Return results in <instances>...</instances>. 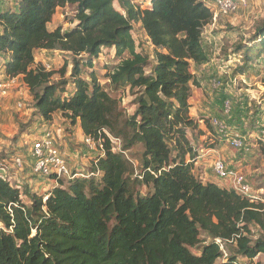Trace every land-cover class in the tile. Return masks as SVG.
Returning a JSON list of instances; mask_svg holds the SVG:
<instances>
[{"label":"trees","instance_id":"16d2710c","mask_svg":"<svg viewBox=\"0 0 264 264\" xmlns=\"http://www.w3.org/2000/svg\"><path fill=\"white\" fill-rule=\"evenodd\" d=\"M65 7L77 25L49 30ZM213 21L206 0H14L0 10L2 74L22 79L44 121L59 112L83 136L105 130L124 152L141 148L136 167L105 137L103 156L88 168L98 175L59 181L45 202L26 191L24 204L19 189L0 179V264H242L264 256V202L203 183L194 171L188 132L201 133L190 117L191 86H198L191 68L208 63L202 34ZM135 26L151 59L136 51ZM250 42L227 55L242 54L237 74L264 57V20ZM40 50L72 56L70 81H51L55 73L35 62ZM106 50L119 60L107 84L133 92L131 114L91 71ZM234 235L233 253L224 257L215 239Z\"/></svg>","mask_w":264,"mask_h":264},{"label":"rangeland","instance_id":"374dc122","mask_svg":"<svg viewBox=\"0 0 264 264\" xmlns=\"http://www.w3.org/2000/svg\"><path fill=\"white\" fill-rule=\"evenodd\" d=\"M13 1L0 0V10L11 7ZM206 1L209 5L212 4V0ZM211 9L216 15L214 8ZM73 11L72 7L57 9L52 22L48 25V29L52 30L56 27H61L63 31L73 29L77 25ZM263 20L264 0H245V5H241L235 13L229 15L217 14L212 24L203 30L202 46L208 56V63L204 66L191 68V71L195 72L198 86L191 88L192 99L189 100V103L192 101V110L196 111L197 115H200V110L205 111L206 119H203L202 122L206 124L208 130L213 131L210 124L212 119L223 121L227 126L229 136H238L249 149V152H246L248 154L246 155L248 157L246 165L251 170L247 174L249 176L247 181L252 194L261 202H264V57L261 58L258 65L252 64L253 66L250 69L247 68L244 74L236 73V67L241 66L240 56L242 54H235L230 61L226 58L227 55L234 54L233 52L237 46L252 45L250 39L255 33V28ZM132 39L135 42L136 51L147 54L151 59L152 47L136 26L132 31ZM106 51L94 61L91 71H94L98 83L110 96L116 99L121 98V108H125L126 110H124L131 114L135 109L132 106L133 92L124 89L114 91L107 84L106 75L119 60L115 58L113 50L111 52ZM34 55L36 63H41L46 71L55 73L51 79L52 82L70 81L68 80L70 79L72 63L70 54L57 51H36ZM2 63L3 60L0 59V76L3 77ZM64 64L67 65L66 73L64 78L61 79L59 72ZM149 70L150 68L147 67L146 71ZM228 71L230 72L228 73ZM89 72L90 70L83 69L81 78L89 80ZM66 89L71 91V84ZM12 91H17L13 94H18V96L10 104V108H12L8 112L10 118L9 120L0 118L5 123L6 129L5 133L0 134V170H5L9 183L19 189L22 202L28 204L29 200L25 196V192L36 193L34 191L36 189L33 187L35 181L31 174L30 163L26 158H23L24 169L18 171L13 168L10 159L13 156L25 157L30 148L31 139L37 138L40 131H50L59 149L67 155L70 168H75L82 173L88 172L90 161L96 156L97 152H89L85 148L83 134L78 123L72 125L59 112L53 115L50 122L44 121L34 109L33 99L28 88L21 82L18 81L16 87L11 88L8 94ZM224 101L230 102H228L230 108L226 115L224 114ZM17 102L23 104L22 109H17ZM196 134V131L193 133L188 132V137L195 140L194 135ZM217 135L220 134L217 132ZM251 135L253 136L251 137ZM229 147L237 155L242 152L230 145ZM140 155V146L134 147L127 153L128 158L132 160L136 167ZM228 167L231 168V165H228ZM199 171L200 173L196 174L198 177L204 173L212 177L215 175L211 162ZM141 192L145 193V190L142 189ZM252 234L253 239L258 237L259 232L256 227H252ZM233 249L232 246L226 247L228 255L233 253ZM192 252L198 253L197 250H192ZM239 261L242 264H264V256L258 255L252 261Z\"/></svg>","mask_w":264,"mask_h":264},{"label":"built area","instance_id":"2783aa9c","mask_svg":"<svg viewBox=\"0 0 264 264\" xmlns=\"http://www.w3.org/2000/svg\"><path fill=\"white\" fill-rule=\"evenodd\" d=\"M241 5H245V0H212V4L209 6L214 8L217 14L229 15L237 12ZM217 14L215 15L213 12L214 20ZM16 85L17 78L2 77L0 79V105L7 96L8 91L11 88L16 87ZM16 107L18 110L22 109L23 104L21 102H17ZM229 108V103L227 101L224 103L225 115L228 113ZM210 124L216 129L220 136L229 142L234 149L248 152L249 149L244 145L238 136H229L227 126L223 121L212 119ZM105 137L110 141L112 147L111 150L114 153H119L127 157V153L121 148V141L110 135L105 130L99 131L96 137L83 136V144L89 152H97L96 155L103 156ZM23 158H26L30 163L31 174L35 177V179L49 181L52 184L50 188L46 189L41 188L39 185L34 187L36 189L34 191L41 197L42 202H45L49 197L47 190L51 189L53 186L56 187L59 181L69 180L75 177L87 178L94 175L97 176L99 173L98 171L94 172L95 174L89 172L82 173L75 168H70L67 161V155L59 149L50 131L48 130L40 131L37 138L31 139L30 148L25 157H11L10 161L13 168L18 171L24 169L25 164ZM196 158L194 161H196ZM212 170L217 178L226 181L229 184L230 189L237 194L251 200H258L252 194L251 187L249 186L246 177L239 171L229 168L219 157L213 158ZM0 179L8 180L7 173L3 169L0 170ZM238 238L239 235H234L233 237L225 240L215 239V244L218 245L219 250L223 253V256L226 257V247L235 245Z\"/></svg>","mask_w":264,"mask_h":264},{"label":"crops","instance_id":"0c3cea01","mask_svg":"<svg viewBox=\"0 0 264 264\" xmlns=\"http://www.w3.org/2000/svg\"><path fill=\"white\" fill-rule=\"evenodd\" d=\"M40 51L46 52V51H43V50H40ZM193 68H194V66L192 67V69ZM1 69H3V68H1ZM229 72L230 71H228V73ZM192 73L195 74V72H192ZM1 78H2V76H0V79ZM18 81L21 82L24 85V83H23V81H22V79L20 77L17 78V82ZM192 87H194V86H191V88ZM13 92L17 93V91L9 92L10 95L7 94V96L4 98V100L2 101V104L0 106V118L2 120L5 119V118L7 120H9V118H10V116L8 114L9 109H12V108H10V104L18 96V94H13ZM191 99H192V97H191ZM190 105H191L190 117L194 121H196L198 123V131H200V133H201L200 135H198V134L194 135L195 136V140H192V146L194 148L193 150L197 154L196 155V157H197L196 161L194 162V171H195V173L196 174L200 173V171L198 172L199 169H201L202 167L205 168V166H207V163H209V162L212 163L213 158L219 157L220 159H222L225 162V164L227 166L231 165V169L239 171L240 173H242L246 177V179H248L249 176H247V174H249L251 169H250V167H248L246 165L247 164V160L246 159L248 158L246 156V155H248L246 153L247 151H242L238 155L235 154L233 152V150L229 147V145H230L229 142L225 138H223L222 136L217 135V131H216L215 128L212 127L213 131L208 130L206 124L202 122L203 119H206L205 111L200 110L199 111L200 115H197V112L192 110V108H193L192 107L193 106L192 101H191ZM1 119H0V134H3V133L6 132V129H5V126H4L5 123H3V121ZM255 135L257 136V134H255ZM252 136L253 135H251V137ZM199 152H200V154H199ZM248 152H249V150H248ZM203 175L200 174V176H199V179L203 183H214V184L218 185L221 188H225V189H229L230 188L229 184L226 181H223V180H221L219 178H216L215 175H214V177L208 176L207 173H204ZM34 181L35 182L33 183V187H36V186L39 185L41 188L46 189V188H50L52 186V184L49 181H43L41 179H35V177H34ZM215 264H220V261H217Z\"/></svg>","mask_w":264,"mask_h":264}]
</instances>
